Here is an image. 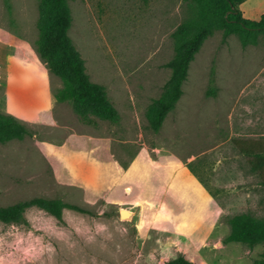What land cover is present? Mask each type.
Wrapping results in <instances>:
<instances>
[{"label": "rangeland", "instance_id": "1", "mask_svg": "<svg viewBox=\"0 0 264 264\" xmlns=\"http://www.w3.org/2000/svg\"><path fill=\"white\" fill-rule=\"evenodd\" d=\"M37 5L0 0V26L34 48ZM69 5V36L120 118L83 123L67 100L66 112L55 114L67 132L30 126L32 136L0 143V206L44 196L90 211L65 208L59 221L29 207L27 224L0 222V264H164L178 254L195 264H257L264 243L250 248L223 238L228 217L264 216V186L233 143L264 138V35L246 46L235 34L208 36L175 108L153 132L145 113L169 76L165 63L174 53L171 34L186 16L184 1ZM46 75L55 105L62 82ZM47 140L66 142L63 160L45 150ZM73 142L86 152L72 150ZM89 173L88 184L75 179ZM121 208L131 212L128 219Z\"/></svg>", "mask_w": 264, "mask_h": 264}, {"label": "trees", "instance_id": "2", "mask_svg": "<svg viewBox=\"0 0 264 264\" xmlns=\"http://www.w3.org/2000/svg\"><path fill=\"white\" fill-rule=\"evenodd\" d=\"M70 0H38L35 51L46 69L59 77L62 87L54 94L57 101H70L79 120L94 124L95 119L112 123L119 121L118 110L107 96L105 87L92 81L86 72L85 62L69 36L72 22ZM186 16L177 24L171 36L173 56L165 63L169 76L161 93L151 99L146 110L148 127L158 132L166 115L171 112L182 95L190 63L205 39L219 30L223 37L235 34L242 46L256 44L264 35V13L258 20L245 18L239 8L244 0H183ZM213 82V79H210ZM213 92L214 87H210ZM31 128L10 114L0 112V143L22 140L32 136ZM235 148L246 157L250 170L257 174L264 186V138L234 140ZM190 167V166H189ZM192 171V169H191ZM29 207L44 210L62 220L63 209L90 213L77 204L60 198L35 196L30 199L0 206V222L27 224L24 213ZM228 233L224 242H239L248 247L264 243V216L250 212L234 214L227 219ZM264 264L263 259L255 261ZM164 264H195L182 254L169 258Z\"/></svg>", "mask_w": 264, "mask_h": 264}, {"label": "crops", "instance_id": "3", "mask_svg": "<svg viewBox=\"0 0 264 264\" xmlns=\"http://www.w3.org/2000/svg\"><path fill=\"white\" fill-rule=\"evenodd\" d=\"M20 2L22 4L24 1ZM239 8L245 18L258 20L264 13V0H244ZM46 74L47 69L35 48L13 30L0 26V112L14 116L29 127L42 125L47 129V125L55 124L67 132L69 127L56 120L55 116L60 117L66 112L63 105L65 101L55 99V105L49 101ZM74 135L78 136L75 131L71 136ZM63 146H66V142L58 145L47 140L45 150L56 156L59 154L58 158L63 160ZM71 147L72 150L86 152V147L79 145L76 148L74 142ZM92 177V173H89L80 177L81 179H75L88 184Z\"/></svg>", "mask_w": 264, "mask_h": 264}, {"label": "water", "instance_id": "4", "mask_svg": "<svg viewBox=\"0 0 264 264\" xmlns=\"http://www.w3.org/2000/svg\"><path fill=\"white\" fill-rule=\"evenodd\" d=\"M119 215L121 219H128L131 216V212L125 208H121L119 210Z\"/></svg>", "mask_w": 264, "mask_h": 264}]
</instances>
